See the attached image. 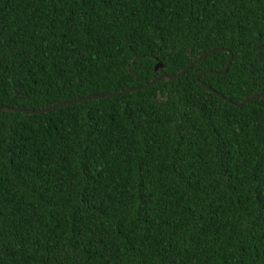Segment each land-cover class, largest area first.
Instances as JSON below:
<instances>
[{"label":"trees","instance_id":"trees-1","mask_svg":"<svg viewBox=\"0 0 264 264\" xmlns=\"http://www.w3.org/2000/svg\"><path fill=\"white\" fill-rule=\"evenodd\" d=\"M220 47L0 110V264H264V0H0V106Z\"/></svg>","mask_w":264,"mask_h":264},{"label":"water","instance_id":"water-1","mask_svg":"<svg viewBox=\"0 0 264 264\" xmlns=\"http://www.w3.org/2000/svg\"><path fill=\"white\" fill-rule=\"evenodd\" d=\"M218 50H225L224 48H211L208 50L203 51L202 53H200L198 56H196L194 59H192L187 65H185L184 67H182L179 71H177L176 73H160L157 76L153 77L152 79H150L148 82H146L145 84L139 85V86H134L131 88H127V89H123V90H119L116 92H110V93H100V94H88V95H84V96H79L70 100H66V101H62L53 105H50L48 107H44L41 109H22V108H13V107H5V106H0V110H6V111H11V112H23V113H29V114H40V113H44L47 112L48 110H51L53 108L56 107H60V106H64L66 104H70L73 102H77V101H81V100H87V99H95V98H107V97H114L126 92H131V91H135V90H139L142 88H146L149 85H151L152 83H154L155 81L159 80V79H165V80H170L173 79L179 75H181L188 67H190L192 64H194L195 62L199 61L200 59H202L204 56H206L208 53L214 52V51H218ZM230 59H231V54L230 52H228V57L227 60L222 68V70L220 71H212V70H205V71H201L198 72L195 75V79L198 80V76L203 74V73H218V74H224L227 70V67L230 63ZM161 67V65L159 63H156L154 65V71H157L159 68ZM199 83L206 89L210 90L211 92L215 93L216 95H218L219 98L225 100L226 102L233 104V105H239L245 101H247L248 99L254 98V97H262L264 96V93H259L256 95H252L249 96L248 98H244L239 102H232L230 100H228L227 98L223 97L221 94L215 92L213 89L209 88L206 84L202 83L199 81Z\"/></svg>","mask_w":264,"mask_h":264}]
</instances>
